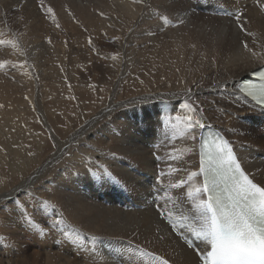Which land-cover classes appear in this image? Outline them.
I'll return each instance as SVG.
<instances>
[{
	"label": "bare ground",
	"instance_id": "1",
	"mask_svg": "<svg viewBox=\"0 0 264 264\" xmlns=\"http://www.w3.org/2000/svg\"><path fill=\"white\" fill-rule=\"evenodd\" d=\"M47 4L67 30L93 34L54 47L51 40L37 47L36 37L24 43L15 31H35L37 22L52 37L62 33L43 15ZM43 6L0 0V264H147L137 246L175 264H196L156 207L173 221L182 213L191 228L200 224L186 194L203 183L202 176L188 179L199 171L202 129L191 140L188 116L223 131L249 172L264 169V109L238 90L261 67L241 41L260 56L264 49L225 14L244 12L246 28L264 38V11L255 0ZM112 35L118 41L110 50L102 38ZM39 50L54 52L51 65ZM149 95L156 98L148 104L130 103ZM161 96L173 117L167 127ZM180 181L183 187H173Z\"/></svg>",
	"mask_w": 264,
	"mask_h": 264
},
{
	"label": "snow or ice",
	"instance_id": "2",
	"mask_svg": "<svg viewBox=\"0 0 264 264\" xmlns=\"http://www.w3.org/2000/svg\"><path fill=\"white\" fill-rule=\"evenodd\" d=\"M39 2L43 9L44 0ZM163 2L166 3V0ZM133 3H147V0H133ZM255 3L264 11V3H261V0H255ZM147 6L151 7L150 4ZM48 14H52L53 21L56 20L51 6L45 13L46 16ZM226 15L235 21L239 33L245 37H252L253 46L264 49V38L258 37L246 28L244 12L237 10L227 12ZM56 26L59 27V24L57 23ZM2 43L3 41H0V44ZM241 43L244 49L251 53L252 58L259 59L261 67L256 73L259 82L244 83L238 90L241 94L250 97L257 107L264 109V56L254 51L247 40H242ZM2 66L0 64V67ZM155 98L149 95L130 103L148 104ZM159 103L165 105V108L161 109L165 111L166 104L162 96ZM0 107L3 106L0 105ZM183 107L192 112L197 111L187 101L183 103ZM172 119L173 117L165 111L163 123L166 127ZM175 119L179 120L180 117ZM205 127L207 125L202 117L193 119L192 116H188L186 119V134L193 141L197 138V130ZM200 145L199 171L191 172L188 179L191 181L202 176L203 183L198 188H188L186 194L187 198L191 199L189 210L191 212L194 208V214L199 216L200 226L199 228L189 227L183 222L185 217L182 213L173 221L169 213L167 226L170 233L182 240L185 248L192 250L196 264H264V169H259L257 172L246 171L235 154L232 142L223 136L209 133L207 138L200 141ZM28 154L32 155L31 152ZM104 171L105 174L110 175L106 169ZM257 175L261 177L259 183L256 182ZM183 186L184 181L173 185L176 188ZM205 195L206 198H203ZM13 203L16 207H22L18 200H14ZM42 204L45 208L55 209L56 207L47 200L42 201ZM159 215L164 220L165 213L160 211ZM189 234L200 243L194 244L189 240ZM157 238L164 240L163 235ZM92 239L97 238L92 237ZM133 251L147 258V264H157V262L169 264L167 259L154 252L141 251L139 246Z\"/></svg>",
	"mask_w": 264,
	"mask_h": 264
},
{
	"label": "rangeland",
	"instance_id": "3",
	"mask_svg": "<svg viewBox=\"0 0 264 264\" xmlns=\"http://www.w3.org/2000/svg\"><path fill=\"white\" fill-rule=\"evenodd\" d=\"M48 5V7L49 6H51L50 4H47ZM46 7V6H45ZM52 7V6H51ZM43 8H44V6H43ZM45 9V8H44ZM13 15H15V13L13 12L12 14H11V16L13 17ZM43 15H45V12H44V14ZM46 16V15H45ZM44 16V17H45ZM47 17V22H48V20H52L51 19V17L49 16V15H47L46 16ZM45 17V18H46ZM76 17V16H75ZM57 17H56V20L54 21L55 22V24L57 25V23L59 24V26H60V29H61V32L62 33H60V31H59V33H60V37L59 36H57V37H52L53 35H52V33H50V32H52V31H45L44 29H43V27L45 26H43V22H37V26H38V29L36 30L35 29V31H29V30H26V29H21V31H15L16 33H17V35H19L20 37H22V40H23V42L24 43H27V42H31L33 39H35V37H36V41H35V44H36V46L37 47H42V48H44V45H46L47 43H48V41H50L51 40V42H50V44L49 45H51V46H53L54 47V42L56 43V42H61L62 43V41L63 40H65V43L66 44H76V43H72V42H74V40H75V42L79 39V36H80V38H83L84 36H86V37H89V35H91V34H93L92 33V31H89L88 29H85V31H74L73 29H69V30H67L66 28H64V26L62 25V24H60V21L58 20V22H57ZM8 21L9 22H12V20H11V18H9L8 19ZM74 22H76V23H74V24H76V26H79V27H81V26H84V24H83V21L81 20V19H76V20H73ZM42 25V26H41ZM40 26V27H39ZM41 28H42V30H41ZM65 31V32H64ZM71 31V32H70ZM89 31V32H88ZM5 32H7V31H5ZM4 32V33H5ZM86 34H85V33ZM88 32V33H87ZM51 35H50V34ZM71 35H69V34ZM77 33V34H76ZM13 34V33H12ZM48 35V36H47ZM63 35H64V37H63ZM77 35V36H76ZM83 35V36H82ZM88 35V36H87ZM50 36V37H49ZM67 36V37H66ZM41 37V38H40ZM49 37V38H48ZM53 38V39H52ZM59 38V39H58ZM61 38V39H60ZM65 38V39H64ZM21 39V38H20ZM105 39V40H104ZM41 40V41H40ZM60 40V41H59ZM62 40V41H61ZM118 41V38H117V35H112L111 37H103L102 38V44H103V46L104 47H106V48H110V50H113L115 47H114V45H115V43ZM61 43H59V44H61ZM42 51V50H41ZM40 50H39V56L41 57L42 56V58H41V60H43V59H45V63L47 64V62H52L49 58H51V57H54L53 55H54V52H51L50 50H46V53H43V52H41ZM42 53V55H40ZM60 55H62V54H60ZM57 56V55H56ZM55 56V57H56ZM47 57V58H46ZM48 63V64H49ZM50 65H51V63H50ZM45 67V66H44ZM47 67V66H46ZM246 76H248V75H246ZM245 76V77H246ZM40 84H42V83H40ZM43 84H46L47 85V87H48V84L47 83H43ZM42 88L43 87H41V90H42ZM262 129V130H261ZM258 131H260L262 134H264V124L261 126V127H259L258 128ZM154 191L156 192L157 191V189H156V187L154 188ZM34 252H35V250H34V248H32V247H30L28 250H27V253H26V255H28V257H30V255H32V254H34Z\"/></svg>",
	"mask_w": 264,
	"mask_h": 264
}]
</instances>
